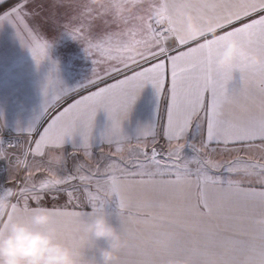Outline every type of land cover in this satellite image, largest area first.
Wrapping results in <instances>:
<instances>
[{"label": "snow or ice", "instance_id": "6c2138e0", "mask_svg": "<svg viewBox=\"0 0 264 264\" xmlns=\"http://www.w3.org/2000/svg\"><path fill=\"white\" fill-rule=\"evenodd\" d=\"M5 5L0 26L12 24L39 64L50 44L26 23L35 15L29 0H0ZM71 9L63 28L92 58L91 78L62 88L49 77L45 122L24 129L20 141L0 140V159L11 166L0 187L15 190L25 207L48 205L50 197L60 223L90 214L77 208L109 210L127 240L119 264H264V65L245 56L216 63L232 37L264 54V0H165L119 24ZM188 12L200 24L195 35L183 33ZM236 73L239 86L230 89ZM148 84L163 103L133 138L122 122ZM101 109L110 124L97 140L92 130ZM160 138L167 143L158 151ZM69 144L72 153L64 151ZM104 144L115 151L105 154ZM218 149L229 158L216 159ZM37 173L46 175L37 180ZM60 193L64 205L56 203Z\"/></svg>", "mask_w": 264, "mask_h": 264}, {"label": "crops", "instance_id": "0c3cea01", "mask_svg": "<svg viewBox=\"0 0 264 264\" xmlns=\"http://www.w3.org/2000/svg\"><path fill=\"white\" fill-rule=\"evenodd\" d=\"M28 11L35 12L34 16H29L26 19L29 28L39 31L40 35L50 44L47 57L39 64L34 60L30 50L22 45L17 36L16 28L12 24L5 22L0 26V128L17 133H25L23 130L30 125L45 122L43 115L46 99L44 90L50 76L54 80H58L60 82L59 86L62 88H76V86L91 78L93 69L92 58L85 52L84 45L64 31L63 24L72 11L65 0H29ZM96 26L98 29H103V21H96ZM109 27L112 30L116 28L115 25H109ZM25 39H27L26 36ZM108 82L111 83L112 81ZM238 86L239 74L236 73L233 81L229 82V88L232 89ZM158 102L163 103L162 100L158 101L154 88L150 84L146 85L133 103L127 118L122 122L125 134L135 138L140 128L153 123L157 118ZM68 103H71V99H67V102L61 101V105L58 106L57 110L62 111ZM163 110L165 109L162 105ZM53 114L55 113L53 112ZM109 124L107 113L102 109L99 110L94 120L93 137L98 140ZM166 143V140L160 138L157 145L158 151L160 145H166ZM212 147H216V145L213 144ZM102 148L105 154L115 151L114 147L107 144H104ZM148 150L151 151V145ZM64 151L72 153L73 149L69 144L65 146ZM92 151L94 159L100 160L101 149L94 148ZM76 155L81 160L84 159L82 152ZM222 156L223 158H229L227 153H222L221 149H218L215 158L221 159ZM37 159L40 158L37 157ZM29 160H32L31 156ZM5 163L9 164V162ZM73 163L74 161L69 159V169H71ZM102 164L103 161H101V166ZM124 166L130 171L135 170L130 163ZM5 175L0 173V182L8 178ZM23 175V172L19 174L17 182ZM44 175L46 173H37L36 179H42ZM79 183V180L73 182L75 185ZM76 195H80L83 199L82 193H76ZM47 199L49 201L47 206L51 207L50 197ZM66 201L67 196L60 193V198L56 203L64 205ZM68 207L69 210H72V205ZM114 208L113 205L112 210ZM75 210L91 211V208L84 207ZM113 219L118 223L114 215Z\"/></svg>", "mask_w": 264, "mask_h": 264}, {"label": "clouds", "instance_id": "9594fccd", "mask_svg": "<svg viewBox=\"0 0 264 264\" xmlns=\"http://www.w3.org/2000/svg\"><path fill=\"white\" fill-rule=\"evenodd\" d=\"M77 12L119 24L131 20L149 4L164 0H65ZM161 15L163 10L156 9ZM183 33L195 35L200 24L184 13ZM240 56L264 65V54L250 52L234 37L228 38L216 57L220 67L232 65ZM82 221L64 218L47 205L17 203L15 190L0 187V264H119L127 240L113 213L104 208L89 211ZM170 264H188L174 259Z\"/></svg>", "mask_w": 264, "mask_h": 264}, {"label": "built area", "instance_id": "2783aa9c", "mask_svg": "<svg viewBox=\"0 0 264 264\" xmlns=\"http://www.w3.org/2000/svg\"><path fill=\"white\" fill-rule=\"evenodd\" d=\"M25 135L26 133H17L0 128V140L5 144L20 141Z\"/></svg>", "mask_w": 264, "mask_h": 264}, {"label": "rangeland", "instance_id": "374dc122", "mask_svg": "<svg viewBox=\"0 0 264 264\" xmlns=\"http://www.w3.org/2000/svg\"><path fill=\"white\" fill-rule=\"evenodd\" d=\"M5 162H8V161L0 159V173L6 174L5 176L8 177L9 176V170H11V166ZM5 165H6V167H5ZM9 186H11V185H9Z\"/></svg>", "mask_w": 264, "mask_h": 264}, {"label": "trees", "instance_id": "16d2710c", "mask_svg": "<svg viewBox=\"0 0 264 264\" xmlns=\"http://www.w3.org/2000/svg\"><path fill=\"white\" fill-rule=\"evenodd\" d=\"M10 2H11V0H10ZM5 7H7V5L0 7V12L3 11Z\"/></svg>", "mask_w": 264, "mask_h": 264}]
</instances>
